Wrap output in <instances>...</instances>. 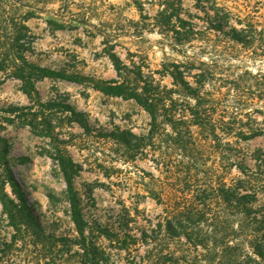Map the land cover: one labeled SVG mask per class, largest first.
Listing matches in <instances>:
<instances>
[{"label":"rangeland","instance_id":"1","mask_svg":"<svg viewBox=\"0 0 264 264\" xmlns=\"http://www.w3.org/2000/svg\"><path fill=\"white\" fill-rule=\"evenodd\" d=\"M22 1L29 5L37 2L39 7L35 10L24 5L18 10L20 14L34 11L26 20L33 35L27 52L30 61L67 74L107 80L115 77L104 50L112 44L127 62L129 53L144 56L145 65L152 71L162 69L163 63H174L198 91L185 97L180 84L174 86L168 76L162 79L176 90L172 107L174 131H185L191 124V135H178L173 144L165 136L147 139L150 117L133 99L104 93L88 82L54 77L38 79L37 94L30 97L22 91L18 79L0 72V136L6 141L8 164L36 219L35 223L23 216L11 219L0 203V264H81L77 245L66 243L74 239L76 232L55 159L58 152L78 166L73 184L83 217L91 227L100 225L118 231L123 221L132 219L133 227L147 229L149 223L166 216V202H176L175 206L181 204L177 202H193L199 189L209 196L204 202L210 203L211 209H204L221 213L213 195L219 193L223 183L234 185L239 176L233 160L236 151L241 148L249 156L264 147L263 136L236 141L233 132L227 138L231 145L226 146L225 153L224 135L219 128L222 115L230 118V113L223 111L228 93L237 92L242 103L236 121L241 120L245 130L250 126L263 129V47L243 46L211 29L210 17L217 10L204 0H173L192 33L185 32L178 20L173 31L153 25L159 0ZM215 2L234 19L243 21L234 22L236 27H246L248 19L257 23V30L264 26V0ZM4 3L9 2L0 0V22L7 24L5 19L17 11ZM144 14L150 19L143 18ZM50 19L66 25L50 24ZM204 76L209 77L205 87ZM155 77L161 78L157 73ZM196 79L203 80V84L198 86ZM233 86L236 90L230 92ZM205 97L213 98L214 103ZM51 103L69 104L82 114L85 124L76 122L68 110L50 108ZM9 107L15 110L13 114L5 112ZM207 111H211L216 128L193 124L198 121L195 112L202 121ZM179 121L187 123L178 125ZM120 131L125 132L123 141ZM167 131L171 132L169 126ZM171 134L175 136V132ZM192 140L197 145L189 142ZM145 142L148 144L141 146ZM248 162L252 164L249 157ZM0 177L3 178L1 161ZM209 177L211 182L206 180ZM4 188L18 202L7 182ZM152 193L161 195L162 201L158 202ZM229 217L234 225L236 218ZM100 241L104 245L101 264H151L143 258L148 254L145 246L127 252L116 249L103 237ZM176 241L171 243L172 248H176ZM259 262L264 264V260Z\"/></svg>","mask_w":264,"mask_h":264},{"label":"trees","instance_id":"2","mask_svg":"<svg viewBox=\"0 0 264 264\" xmlns=\"http://www.w3.org/2000/svg\"><path fill=\"white\" fill-rule=\"evenodd\" d=\"M7 1L9 3L3 5H9L11 9L17 11V14L5 19V21L8 20L7 24L4 21V24L0 22V72L18 79L21 82V89L26 95L31 97L37 94L35 83L42 77H54L79 83L88 82L104 93L136 101L150 117L147 139L165 136L171 141L170 143H173L178 135L183 136L186 133L191 135L190 123L185 127V131L182 129L174 131L176 121L172 107L176 90L163 83L162 79L168 76L174 86L180 84L185 97L194 96V91L198 90L191 86L190 82L185 79V74L178 70L174 63H163L162 69L152 71L145 65L146 58L144 56L129 53L130 58L127 62L112 48V44H108L104 50L115 71V77L111 79L102 80L78 74H67L39 65L27 57L33 35L26 20L32 17L34 11L18 13V10L24 5L37 10L38 3L29 5L23 3L22 0ZM55 1L60 2L61 0H49L50 3ZM204 1L213 3L217 10L210 17L211 29L222 33V36L229 41L246 47L257 44L262 46L264 51V26L257 30V23L248 19L246 27H236L234 22L242 24L241 19H234L223 6H217L215 0ZM158 5L159 9L152 16L153 25L165 31H173L175 22L178 20L181 24L179 26L184 28L185 32H193L190 27H185L186 20L180 16V7L173 0H159ZM142 17L150 19L147 14ZM48 23L58 26L66 25L64 22L52 19ZM134 57L138 59L135 60ZM156 73L161 78H156ZM261 78L264 80V74L261 75ZM208 80L209 77L204 76V87ZM195 82L198 86L203 84L201 79H196ZM262 85L264 86V81H262ZM235 90L236 87L233 86L230 92H235ZM228 94L229 97L223 104L225 108L223 111L224 114L230 113L228 116L234 121H231L230 118L225 119V115H222L219 120V128L224 135L225 153H228L226 146L231 145L227 138L233 132L237 137L236 141H247L257 136L264 137V127L262 129L250 126L245 130L244 123L241 120L236 121L235 115L238 113L237 109L242 103V99L237 92ZM204 95L210 96L211 94L204 92ZM263 95L264 89L260 95L264 102ZM195 96H199L198 93ZM204 100L214 103L213 98L205 97ZM49 106L50 108L54 106L68 110L76 122L82 126L85 124L82 114L75 111L69 104L51 103ZM5 112L13 114L15 110L9 107ZM195 116L198 121L193 124L200 127L203 125L204 127L215 126L214 128H216V125L212 124L211 111L205 113L202 121L197 112H195ZM5 118L10 119V117ZM182 123L185 126L187 122H177L178 125ZM168 126L171 128V132H175V136L167 131ZM211 129L213 128L211 127ZM124 134V131H120L119 136L122 141ZM191 139L193 138L191 137ZM189 142L197 145L194 140ZM147 144L145 142L141 146ZM5 145V138L0 136V161L3 165V178L0 177V203L11 219L23 216L30 223H35L36 219L29 208L28 200L8 164ZM236 152L233 160L239 176L234 185L226 186L223 183L219 193L213 195L215 201L214 199L212 201L218 203L222 214L206 211V208L211 209L210 203L204 202V198H209V196L205 197L204 189H199L200 193L196 195L193 202H177V204L181 203L178 206H175L176 202H166V216L163 220L153 224L147 221L150 225L149 228L133 227L131 222L135 220L129 219L123 221L118 231L100 225L94 227L88 225L83 217L78 193L73 184L74 177L79 171L78 166L71 158L58 152L55 159L65 183L70 219L76 232L74 239H67L66 243L70 241L77 245L81 264H101V260H104L102 259L104 245L100 241L101 237L114 244L116 249L127 252L136 250L139 246H145L148 254L143 258L151 264H259L260 260H264V147H259L249 156L241 148H238ZM248 157L252 160V164L248 162ZM190 176L193 178L192 175ZM206 180L211 182V177ZM5 182L15 191L18 202L5 191ZM152 194L158 202L162 201L161 195ZM229 216L236 218L234 225ZM173 240H177L176 248L171 247ZM199 249L202 251L199 252Z\"/></svg>","mask_w":264,"mask_h":264}]
</instances>
